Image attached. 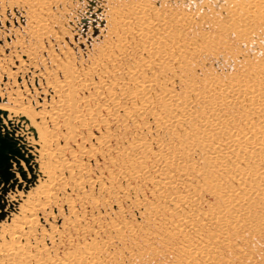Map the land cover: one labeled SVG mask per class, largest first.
<instances>
[{"label": "rangeland", "instance_id": "rangeland-1", "mask_svg": "<svg viewBox=\"0 0 264 264\" xmlns=\"http://www.w3.org/2000/svg\"><path fill=\"white\" fill-rule=\"evenodd\" d=\"M147 44L156 49L157 79L141 60ZM28 52L37 57L16 70ZM0 62L8 75L0 80L1 103L28 105L30 98L34 108L41 100L30 85L38 88L39 74L30 72L36 66L59 85L74 82L78 109L100 121L76 126L68 145L56 133L63 159H82L84 181L75 174L55 186L57 199L39 210L30 233L33 245L57 257L92 251L86 264H264V0H0ZM63 62L79 76H62L56 65ZM139 77L163 101L152 100L128 126L104 123L107 107L98 113L100 106L113 97L130 108ZM82 81L89 87L80 88ZM99 132L110 141L93 150ZM83 146L85 155L69 154ZM9 149L0 137V175L10 169ZM40 190L0 229V246L9 240L5 227L28 204L42 203ZM188 195L182 203L179 196ZM76 210L85 215L80 225Z\"/></svg>", "mask_w": 264, "mask_h": 264}, {"label": "bare ground", "instance_id": "bare-ground-1", "mask_svg": "<svg viewBox=\"0 0 264 264\" xmlns=\"http://www.w3.org/2000/svg\"><path fill=\"white\" fill-rule=\"evenodd\" d=\"M33 20H35V19H33ZM41 22H42V20H41ZM36 24H38V23H36ZM125 24H128L130 26L131 22H128V20H125L124 25ZM35 26H38V25H35ZM35 30H33L32 32H35ZM39 31H41V28ZM45 31H46V29H45ZM41 34H42V32H41ZM46 34L47 33L45 32L44 35L46 36ZM40 37H41V35H40ZM17 46L19 48H21L20 45H17ZM121 46H118L117 50H119V48H121ZM121 50H123V49H121ZM155 50H156L155 46H152V44L144 45L143 46V52H144L145 56H141V60L146 64L147 67H149L148 69H149L150 77L157 79V73L153 71L157 68V60H158V58L154 57ZM61 53H63V52H61ZM112 53H115V51H113ZM51 56L53 57V55H51ZM36 57H37V53H32V52L25 53L23 59H20V60L16 59L17 64H15V66H14L15 69L18 71H21L24 67V64L27 63V61L31 62V59L33 61L34 58H36ZM171 58H173V57H167V60L169 61ZM142 61H140V62H142ZM41 62H43V60ZM44 62H45V60H44ZM52 62H54V61H52ZM64 63L65 62H63L62 65L61 64H57V65L55 64L58 67V69L61 71L62 76H65V78H68L69 76L70 77L79 76L78 75V68L75 66V64H73V63H67V64L65 63L64 64ZM28 64H29V62H28ZM2 66L0 68V80L6 79V75H7L4 73V71H2ZM4 68H6V67H4ZM36 68H37L36 66H35V68H31L34 70L30 71V72L39 74L38 75L39 76L38 88H36L32 84H30L31 89H32L31 91L35 94L38 92L37 94H40L39 98L42 101L41 100L39 102L35 101L34 108H33V106H29L30 98L26 99L29 102L28 105L25 103H21L22 101L20 103H18V101H16V99L12 102L9 101L10 103H13L10 106L5 105V104L0 102V107H4V109H5V110L0 109V137L5 138L9 144V146H10V149H9L10 150V158H9V161H7V164L9 163V165H10V169L9 170L3 169L4 171L0 175V217L3 213L6 214V216H4L5 217L4 219L0 218V229L4 225L9 224L12 221L13 217H15L17 214H19L21 212V210H22L21 207L25 203V201L27 200V197L32 192H34L39 186L41 188L40 196H43L44 200L42 201V203L38 202V203L28 204L27 208L23 211V213L19 217L18 221H16V223L13 225H9V226L5 227L4 233H5L6 237L9 238V240L4 242V244L0 246V264H82V263L86 264L87 260L92 258V256H93L92 251H87V256L84 254V252L82 253L81 256H76V255H73V256L68 255V256H64V257L49 256V251L46 252L45 248L41 247L40 245H33L32 244L30 233L38 225L37 223L39 221V218H38L39 210H41V212H42V210H45L46 209L45 207L52 200L57 199L58 195H57V193H55V190H56L55 186L60 182V180L62 178L68 179L70 181L72 179L73 175L80 174L81 176L78 178V183L79 182L81 183L82 181H84V177H83L84 173H83V170L81 168V162H80L82 159H80L78 157V159H74L72 162H70V160L68 161L66 159H63L64 154H66V151H65L66 147L65 148L60 147L58 145L59 141L58 142L56 141L57 142L56 143L55 138L58 137V135L60 134V136L62 137V140H64L63 141L64 143H62V144L68 145L69 141H71L70 139L76 135V133L74 132V130L77 128L76 126L81 125V127H82L85 125H89L90 127H92L95 124L98 126L100 121H98L99 119L97 120V118L94 117L93 111L89 110L90 112H88V114L87 113L82 114L81 110L78 109L80 107V105L78 104L79 101H77V99L75 100V95H76L77 90H76V87L73 86L74 82L71 84L70 83L71 81H69L70 80L69 79L67 83L65 82L66 81L65 80L64 84L62 82V84L59 85L60 82L58 84L55 82H52L50 76H46L47 74L44 75L42 73V70H40V68H37V69ZM24 69H28V68L26 67ZM145 69H146V67H145ZM100 71H102V70H100ZM138 73H140V72H138ZM145 76H147V74ZM135 79L136 78L131 79V80L134 81ZM73 80H75V79H73ZM15 81H16V79H15ZM23 81H24V79H23ZM56 81H58V80H56ZM79 81L81 82V80H79ZM100 81H101V79H100ZM148 82H149V80L147 79V77H145L144 79H141V80L136 79L132 83L134 90L128 88L131 91L130 93H133V100L135 102V103H133V105L131 103L130 108L125 107L124 102H123L124 104H122L120 102L118 103L117 99L116 98L113 99V97L110 100L112 105L115 106L112 110H110L111 109L110 107L112 105L109 106L106 103L105 104L103 103L101 106L99 105L100 110L98 113L101 112V108L103 109L104 107H107L106 109H104L105 110V112H104V114H105L104 123L109 121L110 118H112V119L115 118V120L118 122H121V124L123 126H128L129 125L128 121L130 124L135 122V120H134L135 115L140 111L147 110L150 103L154 102L156 104V103H160L161 101H163L161 93L155 92L154 87L149 85ZM154 82H152V83H154ZM86 85H88V87H89L88 83H85V81H82V83L80 84V86H81L80 88H82L84 86L86 87ZM110 85H112V84H110ZM124 86L120 88V94H123V97H125V99H126V96H124L126 88H124ZM25 87L26 88H24V89H27L26 91H28L29 88H27L26 85H25ZM105 87H106V84H105ZM94 90H96V88ZM113 91L108 89L107 93H109V95H107V96H110V94ZM90 94L92 97L93 96L95 97L94 93L89 92V96H87V98H90ZM97 94H99V91H97ZM113 94L115 95V92ZM18 96L20 97L19 94H18ZM131 97H132V95H131ZM78 98H80V97H78ZM80 99H78V100H80ZM22 100H23V98H22ZM131 100H132V98H131ZM152 100H153V102H152ZM39 103H41V104H39ZM42 105L44 108L39 109V107H42ZM119 105H120V107H119ZM35 107L38 108L39 110H36ZM119 108H122L121 112H119V110H120ZM97 110H98V108H97ZM79 111L81 112V114ZM148 111H150V112H148ZM148 111H147V113H149V115L153 119L156 118V113H154L155 111H151V110H148ZM98 113H95V114H98ZM95 116H97V115H95ZM101 121H102V119H101ZM104 123H102V124L104 125ZM87 129H86V131H87ZM58 132H60V133L56 134ZM88 132L90 133V131H88ZM107 132H108V130H107ZM99 133H101V132H99ZM108 134H110V133H108ZM80 135L82 137V134H80ZM91 137L92 136H90V138ZM107 137H109V135L105 137V133H101V135H99L97 138H95V140H94L95 146H92L94 148V149L93 148L92 149L93 150H95V148L98 149V147H96V146L102 145L104 141H107V140L110 141V139ZM104 138H105V140H104ZM74 139H75V137H74ZM249 139H251V137ZM82 141L85 142L84 140H82ZM72 142L74 143V141H72ZM81 144H82V142H81ZM92 145H93V142H92ZM70 147H72V146H70ZM85 149H84V146H83V148H78L77 150H70L69 149V154L72 157L82 156V155H85L84 154ZM70 151H72L73 155L70 153ZM76 153H78L77 156H76ZM88 153L89 152H87V154ZM175 163H176V160H174V159L169 160V165H173ZM87 175H89V174H86V176ZM163 182H165L166 185H167V183L170 184V181H163ZM92 188H94V185ZM179 199H180V201H182V203H188V201H190L191 198L188 195V196H179ZM69 207H70V210L75 208L74 204H71ZM84 210H86V209L84 208ZM74 216L76 217V219L73 220V222H77L76 224L80 225L82 220H83L80 217H83L85 215H84V213L76 210V213L74 214ZM218 217H220V220H222V221H225V222L230 221V219H227L228 217L224 214H219ZM229 218L233 219V218H237V216H235L234 214L233 215L231 214ZM24 234L26 235L25 236L26 239H23V237H22V235H24ZM43 235H46V233H43L42 236ZM45 252L48 253L47 257H45V255H44Z\"/></svg>", "mask_w": 264, "mask_h": 264}]
</instances>
